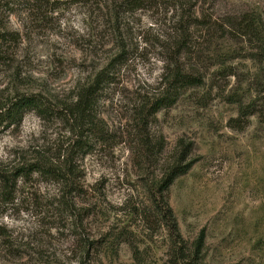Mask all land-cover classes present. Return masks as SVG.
I'll return each mask as SVG.
<instances>
[{"label":"rangeland","instance_id":"obj_1","mask_svg":"<svg viewBox=\"0 0 264 264\" xmlns=\"http://www.w3.org/2000/svg\"><path fill=\"white\" fill-rule=\"evenodd\" d=\"M1 1L6 29L19 33L0 63L2 99L42 94L70 104L127 50L98 106L114 138L71 155L76 179L33 174L11 192L0 184V264H170L157 186L189 162L167 198L188 249L204 238L190 264H264V78L253 58L258 41L237 26L250 21L264 38V0H149L122 15V39L109 10L123 0ZM182 14L198 18L197 51L212 58L205 83L141 124ZM241 103L254 113L241 116ZM69 125L34 112L18 125L0 123V173L42 159L64 167Z\"/></svg>","mask_w":264,"mask_h":264},{"label":"trees","instance_id":"obj_2","mask_svg":"<svg viewBox=\"0 0 264 264\" xmlns=\"http://www.w3.org/2000/svg\"><path fill=\"white\" fill-rule=\"evenodd\" d=\"M149 0H123L116 3L109 12L115 20L112 26L114 34L122 39L123 23L121 17L132 11L143 9ZM6 4L0 0V63L8 60L7 46L15 44L19 40V33L9 31L3 23L4 6ZM182 16L176 25L177 36L171 38L163 44L165 58V73L162 79L160 91L148 100L145 108L139 113V121L144 123L145 117H152L159 111L175 105L186 90L191 87L202 85L206 80V69L211 57L197 51L198 44L193 38V31L199 25L198 18H194L192 23ZM237 26L242 34L249 37V41H258L253 58L261 65L262 76L264 78V38H261L258 28L254 23L240 20ZM229 31H226L228 33ZM122 43L123 40H121ZM127 48L123 44L118 55L113 57L108 64L103 67L88 83L79 87L75 100L70 104L54 105L42 94H22L13 98H0V123L6 125L20 124L25 115L34 112L44 120H64L70 123L69 129L73 134V143L67 150L65 166H59L56 162L46 159L37 160L16 168L10 174L0 173V184L7 192L16 188L18 181L28 180L33 174L48 177L49 179L68 182L71 175H75L76 167L72 164L71 155L83 151H91L98 143H108L114 138L110 133L106 123L98 112V106L102 100L107 87L113 82V76L119 65L125 61ZM210 60V61H209ZM145 103V102H144ZM248 106L240 104L239 114L241 116L250 115L254 110L246 111ZM237 120V119H236ZM147 143V142H146ZM144 144V142L142 143ZM148 144V143H147ZM149 145H145L142 151H147ZM148 151H152L151 148ZM192 162L187 164H176L172 166L164 177L160 179L157 191L160 195L158 200L159 212L163 224L167 227L173 245L171 247L170 264H180L186 262L190 264L197 261L202 252L204 238L200 237L195 242L192 251L188 249L181 236L178 221L170 207L167 191L173 181L180 175L187 173ZM70 182L69 186H72ZM76 187V183L74 184ZM190 261V262H189Z\"/></svg>","mask_w":264,"mask_h":264}]
</instances>
